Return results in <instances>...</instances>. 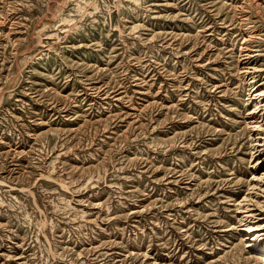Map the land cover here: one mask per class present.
<instances>
[{
    "label": "rangeland",
    "instance_id": "1",
    "mask_svg": "<svg viewBox=\"0 0 264 264\" xmlns=\"http://www.w3.org/2000/svg\"><path fill=\"white\" fill-rule=\"evenodd\" d=\"M261 90L264 0H0V264H264Z\"/></svg>",
    "mask_w": 264,
    "mask_h": 264
},
{
    "label": "bare ground",
    "instance_id": "2",
    "mask_svg": "<svg viewBox=\"0 0 264 264\" xmlns=\"http://www.w3.org/2000/svg\"><path fill=\"white\" fill-rule=\"evenodd\" d=\"M257 96L264 97V91L261 90L251 98V100H254L253 103L255 107L253 111H251L249 118H255L257 122H252L254 124L250 126L249 129L250 135H252V146L256 151L260 150L259 146H262L263 144L260 142L261 139L256 136L255 132L264 128V118L263 116L261 117L263 113L259 110L258 105L260 104L259 100L256 99ZM259 98L260 97H258V99ZM257 114H260V117L255 116ZM237 205V212L240 214L238 226L240 232L243 233L246 247H248L251 252H263L264 247H259V244L264 237V171L258 175H253L248 188V193L239 200ZM262 260L264 261V256H262Z\"/></svg>",
    "mask_w": 264,
    "mask_h": 264
}]
</instances>
